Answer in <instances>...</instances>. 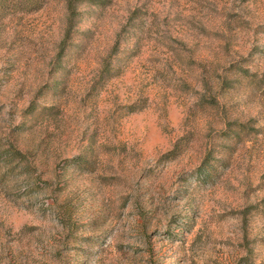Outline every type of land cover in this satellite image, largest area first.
Here are the masks:
<instances>
[{
	"label": "rangeland",
	"instance_id": "rangeland-1",
	"mask_svg": "<svg viewBox=\"0 0 264 264\" xmlns=\"http://www.w3.org/2000/svg\"><path fill=\"white\" fill-rule=\"evenodd\" d=\"M0 264H264V0H0Z\"/></svg>",
	"mask_w": 264,
	"mask_h": 264
}]
</instances>
